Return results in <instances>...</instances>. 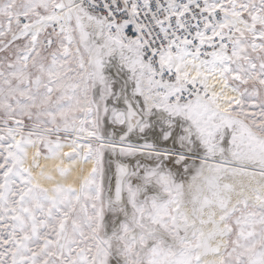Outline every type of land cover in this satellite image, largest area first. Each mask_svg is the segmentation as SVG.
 Instances as JSON below:
<instances>
[{
	"label": "snow or ice",
	"instance_id": "snow-or-ice-1",
	"mask_svg": "<svg viewBox=\"0 0 264 264\" xmlns=\"http://www.w3.org/2000/svg\"><path fill=\"white\" fill-rule=\"evenodd\" d=\"M0 264H264V0H0Z\"/></svg>",
	"mask_w": 264,
	"mask_h": 264
}]
</instances>
